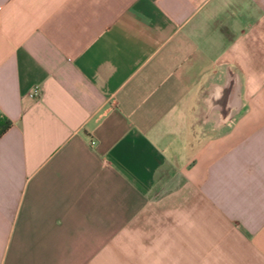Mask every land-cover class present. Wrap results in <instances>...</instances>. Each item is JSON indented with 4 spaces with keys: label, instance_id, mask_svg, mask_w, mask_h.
<instances>
[{
    "label": "crops",
    "instance_id": "0c3cea01",
    "mask_svg": "<svg viewBox=\"0 0 264 264\" xmlns=\"http://www.w3.org/2000/svg\"><path fill=\"white\" fill-rule=\"evenodd\" d=\"M0 116V264H264V0H0Z\"/></svg>",
    "mask_w": 264,
    "mask_h": 264
},
{
    "label": "trees",
    "instance_id": "16d2710c",
    "mask_svg": "<svg viewBox=\"0 0 264 264\" xmlns=\"http://www.w3.org/2000/svg\"><path fill=\"white\" fill-rule=\"evenodd\" d=\"M10 126V121L7 118L0 116V134Z\"/></svg>",
    "mask_w": 264,
    "mask_h": 264
},
{
    "label": "built area",
    "instance_id": "2783aa9c",
    "mask_svg": "<svg viewBox=\"0 0 264 264\" xmlns=\"http://www.w3.org/2000/svg\"><path fill=\"white\" fill-rule=\"evenodd\" d=\"M34 94H36V90H33L30 95H34Z\"/></svg>",
    "mask_w": 264,
    "mask_h": 264
}]
</instances>
